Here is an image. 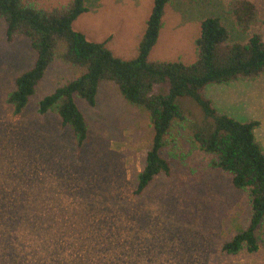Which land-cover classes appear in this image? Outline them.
Returning <instances> with one entry per match:
<instances>
[{"label": "rangeland", "instance_id": "rangeland-1", "mask_svg": "<svg viewBox=\"0 0 264 264\" xmlns=\"http://www.w3.org/2000/svg\"><path fill=\"white\" fill-rule=\"evenodd\" d=\"M31 1L47 11L70 2ZM235 1L170 0L149 59L194 62L200 23L207 17H218L231 41L245 42L255 33L264 39V0H248L256 19L246 29L235 22ZM85 5L73 29L89 41L106 42L116 57H136L152 0ZM5 31L0 17V264H264V223L255 252L222 251L249 223V194L213 167L214 158L199 150L187 128L174 126L166 137L161 155L170 175H158L140 195L133 194L153 128L113 82L99 84L94 106L79 101L89 129L81 148L56 114L37 111L45 96L76 76L58 60L23 112L14 115L6 97L15 78L32 67L35 52L25 38L7 42ZM204 94L221 114L259 122L255 136L264 152V74L208 86ZM177 104L198 116L190 99L178 98Z\"/></svg>", "mask_w": 264, "mask_h": 264}, {"label": "trees", "instance_id": "trees-1", "mask_svg": "<svg viewBox=\"0 0 264 264\" xmlns=\"http://www.w3.org/2000/svg\"><path fill=\"white\" fill-rule=\"evenodd\" d=\"M169 1L152 0L137 56L123 60L107 48L106 42L89 41L73 29L75 20L87 11L85 0H70L52 11L37 7L31 0H0L7 42L25 38L35 52L32 67L15 78L6 103L12 106L14 115L21 114L48 67L55 60L69 66L76 76L45 96L37 111L39 115L56 114L61 128H69L81 148L89 129L79 101L94 106L99 84L113 82L128 104L148 116L153 128L152 144L133 194L140 195L158 175H170V164L161 155L166 137L174 126L187 128L199 150L214 158L213 167L230 177L233 188L249 194V223L223 244L222 251L255 252L257 231L264 223V152L255 136L259 122L243 123L221 114L204 92L208 86L263 75L264 39L255 33L245 42L231 41L221 20L207 17L200 23L194 62L151 61L149 54L158 41ZM233 5L236 24L248 28L256 19L255 5L248 0H237ZM160 86L166 92L158 91ZM181 97L199 108L198 116L177 104Z\"/></svg>", "mask_w": 264, "mask_h": 264}]
</instances>
